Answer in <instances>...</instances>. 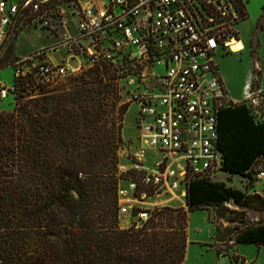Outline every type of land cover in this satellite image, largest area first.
I'll return each mask as SVG.
<instances>
[{"label": "trees", "instance_id": "obj_1", "mask_svg": "<svg viewBox=\"0 0 264 264\" xmlns=\"http://www.w3.org/2000/svg\"><path fill=\"white\" fill-rule=\"evenodd\" d=\"M257 73L252 91L259 87ZM122 76L103 63L38 91L31 75L14 78V106L0 108V264H182L191 211L264 201L256 191L194 178L186 189L188 208L147 209L139 227L122 228L120 180H135L139 196L154 194L144 170L119 169L129 108L117 109ZM217 146L224 172L253 178L264 159V121L247 101L219 111ZM225 237L217 226L218 254L235 244H264V223L237 229L227 250L218 245Z\"/></svg>", "mask_w": 264, "mask_h": 264}, {"label": "built area", "instance_id": "obj_2", "mask_svg": "<svg viewBox=\"0 0 264 264\" xmlns=\"http://www.w3.org/2000/svg\"><path fill=\"white\" fill-rule=\"evenodd\" d=\"M245 11L246 0H0V70L19 36L34 28L56 40L16 53L9 66L15 77H34L38 89L103 63L127 71L131 100L139 105L140 159L147 148L159 153L150 166L135 163V169L145 171L154 194L180 182L186 196L190 179L215 180L224 172L218 113L231 102L215 55L219 48L234 51ZM246 101L264 121V90H251ZM176 170L182 179L169 180ZM252 174L264 187V168ZM225 206L237 207L233 201ZM149 216L147 209L137 213L142 221Z\"/></svg>", "mask_w": 264, "mask_h": 264}, {"label": "rangeland", "instance_id": "obj_3", "mask_svg": "<svg viewBox=\"0 0 264 264\" xmlns=\"http://www.w3.org/2000/svg\"><path fill=\"white\" fill-rule=\"evenodd\" d=\"M250 8L256 13L259 11V1L253 2L250 5ZM56 39L53 37H48L47 33L41 29L29 28L25 30L18 38L16 45L13 47V54L7 55V57L2 61V66L4 69L0 70V91L2 88L7 89L5 97L0 99V108L1 109H11L15 103V94L13 93V84L15 78V69L10 65L13 61L14 55L16 53L20 55H26L35 50L38 47L50 45ZM64 55V52H57L53 54V58L55 60H59ZM113 69V71H117V74H123L124 76L117 78L118 83V101H117V109L121 107V105L129 104L128 111L124 115V126L122 135L124 140L121 143V146L118 150L119 155V169L121 172H127L130 169L135 168V163H139L140 165L150 166L155 159V157L159 156L157 150L152 148H147L145 150V158L140 159L139 152L142 150V143L140 141L141 129L137 123L139 105L131 100V92L130 88L131 81L128 80L127 71H118ZM125 73V74H124ZM32 82L34 81L35 87L38 90V81L31 77ZM62 81H53L51 83H47L49 87L55 86ZM4 83L5 85H2ZM117 99V98H116ZM264 168V159H261L258 162L256 169ZM171 169H174L172 167ZM176 176L169 177V180L175 181L176 179H182V174L179 170L175 172ZM252 179H247L246 177H242L239 175H231L225 174L224 172L219 173L215 180L216 181H224L228 185L242 189L243 191L249 192H257L259 187L255 183L256 177L252 176ZM135 180L131 178H123L120 180V226L122 228H129L132 225L136 224L139 227L142 224V220H139L137 217L136 209H150L153 210L158 207L164 206H172L179 207L184 206L188 208V205L185 202V184L178 183L176 187H166L167 189H160V192H156L155 194L147 197L139 196L135 193V188L132 187V183ZM153 201L154 205L147 207L148 202ZM128 207L127 212H123L122 208ZM226 208H217L213 206H206L203 209L194 210L190 213L191 221V231L192 236H201L204 238H208L211 234V231L208 227V223L206 220V214H210V220L215 226H219L222 228L223 233L225 234V238L223 242L218 243L219 246H222L227 250L228 246L233 242L234 237L233 234L237 231V229H241L248 225H253L257 223H264V201L263 200H255L254 202L246 205H240L236 208H230L225 206ZM223 212L224 216L220 213ZM235 246V245H234ZM245 247H256L254 244H237L235 248L239 249V253L245 252ZM232 250H229L230 258L232 261L236 260L232 256H236L232 254ZM263 252V251H262ZM248 255H252L249 251ZM264 253V252H263ZM262 253V254H263ZM212 253L206 254L204 257L210 259ZM196 251L192 249L190 260L194 262L196 258ZM239 256V261H240ZM243 264H249L246 261H243Z\"/></svg>", "mask_w": 264, "mask_h": 264}, {"label": "crops", "instance_id": "obj_4", "mask_svg": "<svg viewBox=\"0 0 264 264\" xmlns=\"http://www.w3.org/2000/svg\"><path fill=\"white\" fill-rule=\"evenodd\" d=\"M257 1H259V11L254 13L250 5ZM245 14V18L237 25L239 39L242 40L244 48L235 52H227L225 49L219 48L215 55L220 76L232 103H241L247 100L251 92L252 82L258 76L257 72H259V87L257 89L264 90V26L258 28L259 22L264 16V0H246ZM1 84L5 85L4 83ZM12 86L13 84L10 88ZM124 140L126 141L125 138ZM257 187L261 188L257 192L264 198V187L261 185ZM184 203H186V196ZM151 205H154L153 201L148 202L146 206ZM206 220L211 231L210 236L208 238L199 235L192 236L190 217L187 253L182 264H243V261L249 264H264V244H254L256 247H245L246 250L243 254L239 253V249L235 248L237 244H235L232 254L236 253L237 259L234 261L231 260L230 254H218L215 244L216 226L211 222L210 214H206ZM192 249L196 251L194 262L190 260ZM248 251L253 252V254L248 255ZM208 253H212L209 260L204 257Z\"/></svg>", "mask_w": 264, "mask_h": 264}, {"label": "bare ground", "instance_id": "obj_5", "mask_svg": "<svg viewBox=\"0 0 264 264\" xmlns=\"http://www.w3.org/2000/svg\"><path fill=\"white\" fill-rule=\"evenodd\" d=\"M232 47L234 49V52L243 49L244 45H243L242 40L241 39H234L232 41Z\"/></svg>", "mask_w": 264, "mask_h": 264}]
</instances>
